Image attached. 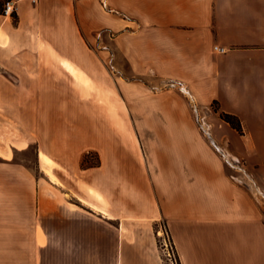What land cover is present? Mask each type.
Returning a JSON list of instances; mask_svg holds the SVG:
<instances>
[{
	"label": "crops",
	"instance_id": "obj_1",
	"mask_svg": "<svg viewBox=\"0 0 264 264\" xmlns=\"http://www.w3.org/2000/svg\"><path fill=\"white\" fill-rule=\"evenodd\" d=\"M13 1V17L0 11V99L10 95L31 126L49 120L54 142L38 153L50 183V200L38 196L50 239L39 252L50 253L46 264H161L149 230L140 235L131 222L109 217L102 198L99 206L73 193L74 204L51 190L68 194L48 166L72 170L110 131L88 112L87 85L77 83L101 77L108 60L131 75L180 80L198 102L217 101L246 136L263 142L264 0ZM164 108L173 116L158 119L163 138L158 150L144 152V181L179 264H264V159L250 163L253 181L236 180L198 129ZM118 127L138 158L134 134ZM190 140L195 149H187ZM98 152L101 165L81 171L85 186L117 157Z\"/></svg>",
	"mask_w": 264,
	"mask_h": 264
},
{
	"label": "rangeland",
	"instance_id": "obj_2",
	"mask_svg": "<svg viewBox=\"0 0 264 264\" xmlns=\"http://www.w3.org/2000/svg\"><path fill=\"white\" fill-rule=\"evenodd\" d=\"M103 64L105 69L101 77L77 85H87L88 112L94 111L101 123L108 124L109 134L101 136L97 148L83 150L72 170L55 163L49 165V169L57 171L56 178L68 188L63 189L68 194H60L52 187L51 190L74 204H78L75 196L97 201L99 206L102 198L109 217L118 216L129 227L131 222L140 235L142 230H149L148 236L161 264L167 261V253L178 260L166 227L154 211V199L148 183L144 181V152L158 150L163 138L158 119L173 116V112L164 107H173L176 117L198 129L210 146L222 155L230 176L240 182L253 181L250 163L264 159V141L246 136L242 125V133L237 132L220 117L224 110L217 101L203 105L181 86L180 80L160 78L153 73L135 76L128 74L122 65L111 69L109 60ZM13 100L10 95L0 99V263L46 264L50 253L46 250L39 252V246H47L50 239L44 236L46 223L41 222L38 216V196L44 195L46 200H50V183L38 153L42 150L47 154V145H54L48 139L50 121L36 120V125L31 126L29 118L26 114L22 116ZM110 119H114L113 122ZM119 123L134 134L138 158L119 130ZM212 129L221 137V143L212 139ZM40 137L43 139L41 149ZM183 146L180 143L177 148L184 149V143ZM195 147L196 143L190 140L187 149ZM100 149L103 155L111 153L117 157L108 159L105 165L110 167V171L98 182L85 186L80 176L84 172L81 171L101 165ZM62 161L68 162V159ZM261 166L264 167V163ZM112 223L116 224V221ZM65 244L71 243L65 241Z\"/></svg>",
	"mask_w": 264,
	"mask_h": 264
},
{
	"label": "built area",
	"instance_id": "obj_3",
	"mask_svg": "<svg viewBox=\"0 0 264 264\" xmlns=\"http://www.w3.org/2000/svg\"><path fill=\"white\" fill-rule=\"evenodd\" d=\"M1 14L5 17H12L13 14L16 11V5L15 2L13 0H4L2 5H1ZM214 50L222 53L225 51L224 48L218 47V46H214ZM167 253V252H166ZM167 261H165V264H179L178 260L176 259V257H171L170 253H167Z\"/></svg>",
	"mask_w": 264,
	"mask_h": 264
},
{
	"label": "trees",
	"instance_id": "obj_4",
	"mask_svg": "<svg viewBox=\"0 0 264 264\" xmlns=\"http://www.w3.org/2000/svg\"><path fill=\"white\" fill-rule=\"evenodd\" d=\"M1 5H2V3H0V10H1ZM220 117L224 121L229 123L231 125V127L234 128L237 132L242 133L241 124H240V121H239V119H238V117L236 115L221 111L220 112Z\"/></svg>",
	"mask_w": 264,
	"mask_h": 264
}]
</instances>
